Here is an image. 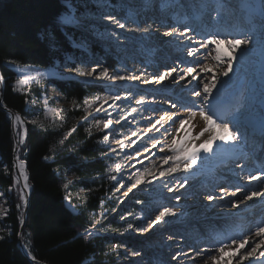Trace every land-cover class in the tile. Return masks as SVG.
<instances>
[{
	"label": "rangeland",
	"instance_id": "obj_1",
	"mask_svg": "<svg viewBox=\"0 0 264 264\" xmlns=\"http://www.w3.org/2000/svg\"><path fill=\"white\" fill-rule=\"evenodd\" d=\"M204 1L205 0H187L188 4H192L194 2L196 5H200L199 8L192 7L189 10L188 13H191V16L187 13L183 15L186 10L185 8H176L174 6L171 10L169 9L166 12V16H160L156 14L158 11H151L149 9H145L147 11L144 9L142 10V4L139 0H131V2L130 0H82L72 2V10L77 15L87 17L88 21H90V23L85 27L72 28L76 31V37L74 38L69 36V38L71 46L75 49V52L64 53L60 60H56L54 64L47 67L23 65L12 60L7 61L8 66L12 69L15 68L14 71L16 74V80L13 82L15 89L27 91L29 85L34 83L40 90L38 97L31 96L28 100L30 111L34 114L30 119L31 121L35 120L39 125L67 127L76 121L74 118H69V111L81 109L83 116L79 120L84 121L86 123V128L91 129L92 133L99 132L102 134V142L108 149L106 154L108 155L107 159L109 170L106 178L108 179L110 187H108L105 192V197L101 200L99 208L92 214V218L95 223V227H92V229L98 233L110 235L115 238L116 243L110 245V247L116 253L120 264H136L132 262V258L135 257L138 259L139 264H176L174 257H163L162 255H158L156 251V242L158 240L157 236L161 237L162 235H166L168 233L169 227L164 229L166 224L170 225L168 221L161 224V230L152 232L153 236L146 237V234H148L147 232L151 225V221L155 218L158 212L164 207L170 208L172 200L174 202L177 198H179L182 191L184 193L182 195L186 199L202 203L204 199H208L209 195H212L213 197L225 195V197L228 196L232 201L235 198L231 197L230 193L236 191L237 186L241 189H243L244 186H247V190H264L262 186H257L258 184H251L253 181L250 182L247 178L249 174L257 175L261 170H264V157L260 158L257 154V149L261 146V138L258 137L256 140V136H251V139H248L251 143L246 145L247 154H241V152H236L237 154H227L220 157L217 161L219 168L227 167V169L241 170V166H246L243 170V174L246 175V177H239V174L237 175V173L234 172H229V174L220 173L217 176L214 167H210L201 172L197 177L193 178L196 180L192 181V185L197 184L198 180L201 179L200 183L197 185L199 188H206V198L199 197L196 191L193 193L191 191L190 193L191 184H187L176 189L171 186V183L174 182L177 177H186L185 173L178 171L173 173L171 177H161L159 176V171L161 169L154 173L156 175V179H153L152 176H147V179L152 181L151 183L138 185L137 188L133 189L132 192H129L127 196L124 195V193L127 192L128 188L131 186L130 177L135 172L143 171L145 167L151 169L152 165L160 161V157L167 153L166 150L164 152L160 151L162 147H165L166 141L158 144L155 148H151V146H149L145 149L147 153L143 154V150L139 152L141 146L136 148V143L134 142V144L133 141L128 138V133L133 124V119L128 117V115L134 113L132 112L133 108L137 109L136 112H140V109L131 97L128 99H125V97L129 92L132 93V96L138 92L140 93L139 95L154 94L157 92V97L153 96L152 100L147 99L145 104H154L159 107L158 110L163 113L165 111H168L169 114L175 113L177 123L171 127V131L175 132V129L179 126V119L184 118L183 112H187L186 108L181 107L180 105L187 104L190 101H195L191 95V90L196 87V81H193L188 89L186 88V91L183 89L184 86L181 90L175 89L178 82H174V87L171 86V90L155 91L153 89H148L147 86L150 83L146 84L143 81L145 79L150 80L151 77L156 74L154 72H150L152 68H159V72L157 73H160L171 66H176V64L172 61L176 60L182 62L184 67H186L193 66L195 64V59L187 56L184 44H188V41H184V44L178 43V45L182 48H176L174 50L175 52H169V49H165L163 47L167 38L154 37L155 35H159L158 31H155L156 29H153L155 31L154 33L149 31L147 32L150 35L149 37L147 33L143 31L145 28L140 27L139 30H134L132 28L121 29L104 17L112 15L116 19L120 20V22H125L128 21V18L131 15V17L137 19L141 8L140 11H144L146 16L145 18L159 19L157 22H161V20L163 21L165 25L164 30H159V32L161 31L164 33L167 30H171L172 28L170 27L178 26L181 32H183L185 26H188L191 30L188 34L197 40L201 39L202 34L215 31H220L222 33L231 32L233 35L241 31L249 33L252 29V32H256L257 34L263 32V29L258 27L256 24L259 22V16H251V18L253 17V20L251 18L247 20L249 22L252 21L250 26L243 23L245 19L244 10L241 9L243 0H228V4L231 7H229L222 23L209 18L211 8L217 5L218 0ZM130 4H133L135 9H131ZM250 5L251 7H254L250 1H247L246 7L248 8ZM65 12L66 11H64L61 15ZM130 12H134L135 14L130 15ZM238 13L241 16H239ZM211 15L215 16V12H211ZM192 17H195L196 20H193ZM255 18L257 19L255 20ZM235 21H237V23ZM145 23L146 22L142 23V26L145 25ZM239 25L241 27H239ZM121 43L123 46H121ZM189 46L196 47V45ZM200 54L202 53L200 52ZM224 58L226 61L228 57L226 56ZM200 60L203 61V59ZM123 62L129 64L131 68L135 67L133 68L134 70L139 68L136 76H140L141 79L135 81L126 80L123 82L102 81L96 79L95 76H79L77 71L78 69L88 70L98 65L100 69L105 67L108 68L110 73L132 76L130 74V70L123 69ZM49 68H51L49 73L41 72L38 75L31 74L34 71L40 72ZM142 73L143 75H141ZM229 75L227 77V81L232 83H235L234 80H241L243 77L241 70L235 71L232 75L234 77L233 80H230ZM29 77L31 79H26ZM52 78L75 80L83 85H98L99 89H97L96 92L91 94V96L85 100L92 105L91 108H88L87 113L85 111V101L83 106L80 107V105L74 103L73 100L71 101L67 99L58 90L54 83L48 80ZM17 81H21V83L18 84ZM179 82H182V84L185 83V81ZM224 93L225 92L220 93V96L222 97ZM116 95H119L121 99L115 101L108 100L107 103L102 104L105 96ZM96 97H100L101 101L93 103ZM172 102L177 103V108H171ZM195 105L198 110L200 102L195 101ZM101 107V111H96L97 108ZM121 107H127L128 113L126 115L124 114V116L119 115V109ZM240 107L244 108V116H249L244 107V103H240L238 106L234 107L233 110L228 111L226 118L228 117L227 119H229V116L235 115L236 109ZM121 117H123V119ZM243 117L240 119V122ZM106 119L112 120L111 126L108 129L98 130L95 127L97 120ZM116 121H119V123H116ZM239 125L240 124H238V126ZM14 128L19 146L20 137L23 136L22 130L24 129V123L22 126L17 125V131L14 123ZM240 128L245 135V131H243L241 125ZM145 133L147 135H145V137H150L148 130H145ZM105 135L109 136L108 141H104L103 137ZM154 139H157V137H154ZM118 141H122L125 144L123 149L119 147V144L117 143ZM153 143H155V141ZM18 160L20 159H17V162ZM117 163H120L123 166L120 172L112 171ZM251 165H255L258 168L249 169ZM15 171L16 170H14V172ZM5 173L7 176H10V171L8 169L5 170ZM110 176H115L116 179L112 180L110 179ZM212 176L216 178L215 183H213V179H210ZM165 184H167L168 187H165ZM121 185H123V187H121ZM169 188H171L172 191H169ZM176 193L180 194L175 195ZM21 195L22 193L20 187L13 186V181L6 187L0 185V237L10 231L9 225L5 222V217L10 210V201L13 197L18 201V207L21 208V214H23L26 196H24V200H21ZM212 200L208 199L207 203ZM66 202L70 208H73V205L68 201V199H66ZM257 204L258 205L254 208V210L240 211L237 214L235 213L236 215L234 214V216L232 215L233 213H229L226 216L216 214L220 217H216L213 214H208L202 219L193 217V223L195 224L197 233L194 237L190 238V243L188 244L193 249L195 244H201L204 246L211 244L212 242L214 243L217 239H223L226 236L231 237L243 235L247 232H244L245 228H248L249 225H253L254 220H256V222L264 221V200L258 201ZM174 212L178 214V211ZM121 217H123V219H121ZM166 220L168 219L166 218ZM205 221H209L211 223H207ZM222 221L224 222L221 223ZM129 224L133 225V228L129 229ZM182 226L184 225H177V233L173 235L174 238H172V244H177L179 242L178 237L183 236ZM137 228L147 229V231H136ZM141 233L144 235H140ZM161 233L162 235H160ZM23 245L26 248L24 243ZM133 251L138 254L134 255V253H132ZM126 253H129L130 255H126ZM191 254L192 253H189L188 256ZM179 256L181 257V254ZM232 264H235V261H233ZM245 264H247V262H245Z\"/></svg>",
	"mask_w": 264,
	"mask_h": 264
},
{
	"label": "trees",
	"instance_id": "obj_2",
	"mask_svg": "<svg viewBox=\"0 0 264 264\" xmlns=\"http://www.w3.org/2000/svg\"><path fill=\"white\" fill-rule=\"evenodd\" d=\"M76 1L82 0H72ZM66 10L65 0H0V73L4 80L0 102V185L12 183L14 174V140L6 106L24 121L25 138L18 154L31 186L22 227L27 251L49 264H120L110 247L116 243L115 238L92 229V214L110 187L106 178L108 149L102 134H89L86 123L79 120L83 116L81 109L69 111V118L76 121L67 127L33 124L28 100L38 97L40 90L34 83L27 91L15 89L16 74L7 65L12 60L47 67L64 53L75 52L69 36L75 38L76 31L60 24ZM48 80L80 107L99 89L98 85H83L75 80ZM5 220L10 231L0 237V264H38L18 245L22 214L14 197ZM85 229L92 235H87Z\"/></svg>",
	"mask_w": 264,
	"mask_h": 264
},
{
	"label": "bare ground",
	"instance_id": "obj_3",
	"mask_svg": "<svg viewBox=\"0 0 264 264\" xmlns=\"http://www.w3.org/2000/svg\"><path fill=\"white\" fill-rule=\"evenodd\" d=\"M139 1H141L142 10L143 9L144 10L149 9L151 11H153V10L156 12L158 11V13H156V14H158L160 16L161 15L166 16L165 14L169 10V9L161 10L159 8V0H156L155 3H145L144 0H139ZM205 1H207V0H205ZM247 1H250L254 5V7H251V5H250V7L247 8L246 7ZM130 2H131V0H130ZM242 2H243V5H241V9L244 10V16H245L243 23L250 26L252 21L249 22L247 20L249 18H251V16H255V17L259 16L260 17L258 19L259 22H257L256 24L258 27H261V29H263V32L257 34L256 32H252L253 31V29H252L249 32V34L251 36H253V43L251 44L250 47H247V48L237 49L236 51H233L228 47L227 42H225L224 44H221L219 46V51L223 57H226V56L227 57H229V56L236 57V59L233 60V67L229 73L230 74L229 75L230 80L234 79V77L232 75L235 73V71L241 70L243 77L241 80H237V81L234 80L235 83H232L230 81H227L228 76L225 77L223 75H220V73L226 67V63L224 65H221L220 67H215L214 72L217 74L218 79H217V87L213 90V96L210 98L211 99L210 110H211V114H213L214 119H216L217 117L224 118V116H223L224 110L227 111V109L223 108L222 106L217 107L218 99L228 98V97H231L233 99H241V96L238 93L239 92L238 87L241 86V88L243 89V96H242L241 104L244 103V106H246L245 109L247 111V114H249V116H244L243 119L241 120V122L239 121V124L242 126L243 131H245V135L240 139V141H239V143L235 149L228 147L227 151H220L216 147V144L219 143V141H217L216 144L213 145V152L212 153L204 154L201 151L200 156L202 157V159L197 161V164L193 166V169H191L187 173H185L181 169V172L185 173L186 177H184V178L177 177V179L171 183V186L175 189L180 188L181 185L185 186L187 184H191L193 180H196V179H193L194 177H197L201 172H203L204 170H206L207 168H210V167H214V170H216L215 173L217 176L220 173L229 174V172H234V173H237V175L239 174V177H246V175L243 174L244 171H242V169L241 170L240 169L234 170V169H227V167L219 168V166L217 165L218 164L217 161L220 157L227 155V154H237L236 152H241V154H247L246 145H247V143H251V141H248V139L251 136H256L253 132H257V131L261 132L264 136V126H262L261 119H260V112L262 109H264V0H243ZM238 6H239V4H238ZM130 8L135 9V6L133 4H130ZM140 10H141V8H140ZM140 10H139V16L137 19L131 17L132 16L131 14H135V13L130 12L131 16L128 18V21H125V22L122 21L121 22V23L125 24V28H132L134 30H139V28L142 27V28H148L149 32H152V33H154L155 31H158L159 35H155L154 37H156V38H158V37L167 38V41H166L167 43L165 42L163 44V47L165 49H169L170 50L169 52H173L176 48H178V49L182 48L181 46L178 45V42H177L175 37H168V36L164 35L165 32H168L171 30H167L164 33H162L161 31L159 32V30H164L165 25H164L162 20H161V22H157L159 19L157 20L156 18L155 19L145 18L146 16L144 14V11H140ZM147 10H145V11H147ZM229 14H230V12H229ZM238 15H239V13H238ZM239 16H241V15H239ZM256 19L257 18H255V20ZM155 20L157 23L155 22ZM144 22H146V23H145V25L142 26V23H144ZM235 22L237 23V21H235ZM175 23H177V22H175ZM253 23H255V22H253ZM239 27H241V26L239 25ZM170 28H172V27H170ZM177 28H179V26ZM153 29H156V30L154 31ZM245 29H247V28H245ZM143 31H144V29H143ZM145 33H147V32H145ZM147 35L150 37V35L148 33H147ZM174 40H176V41H174ZM121 46H123L122 43H121ZM201 53L202 54H200L198 57L199 59L204 58L205 50L201 49ZM192 58H194V57H192ZM194 59H196V58H194ZM125 62H123L124 63L123 69L130 70L131 75H137V71H139V68H136L134 70L133 68H135V67L131 68V66ZM172 62L176 65H179L180 67H184V64L182 62H179L176 60L172 61ZM204 62L209 63L210 65H214V63H215L214 61H211V60L204 61ZM50 69L51 68L44 69L43 71H40V72L34 71L31 74L32 75H38L41 72L49 73ZM150 72L151 73L152 72L157 73V72H159V68H152L150 70ZM212 75H213V73H211V72H210V74L209 73H204V74L201 73V76L203 77L204 82L210 81ZM245 82H246V85H245ZM171 86L174 87V82L171 79H169V80H166L163 83L157 84V85H155L154 83H150V84H148L147 88L151 89V90L153 89L155 91H158V90L166 91V90H171ZM176 86L177 87H175V89H180V90L184 86L183 89L186 91V88L188 89V87L190 85H186L185 83L182 84V82L181 83L178 82V85H176ZM222 92H225V93L221 97L220 93H222ZM139 94H140L139 92L136 93L135 95L133 94L134 96H131V99L136 102V100L142 96L144 97L145 101H147V99L152 100L153 96L157 97L156 96L157 92H155L154 94H143V95H139ZM233 94H235L234 97L232 96ZM193 98L195 101L200 102V100L198 98H196L194 96H193ZM136 105L140 109V112H134V113H131L128 115V117H131L133 119L132 128L128 133V138L131 141L136 143V144L134 143L136 145V148H139L141 146L139 149V152L143 150L144 151L143 154L147 153L145 151V149L148 148L149 146H151V148H155V147H153L154 141H155V143L157 141H159V143H157L156 146L158 144L164 142V141H166L165 145H167V144H170L172 142L173 137H176L177 142H178L177 147H183L185 145H192L193 143H195V145L198 146L201 143V141L207 136V134H205V137H201L200 140L193 141V139H192L193 137H195L197 135V133L203 127V122L201 121L199 115H197L196 118L193 120H186L185 125L181 128L179 133H177L176 131L175 132L171 131V127H172L171 123H162L163 121L161 123L164 126L160 127V125H156V128L160 129L159 131H156V128H153L152 125L164 113L160 112L158 110L159 107H157L154 104L147 103L144 105H138V104H136ZM153 109H155V111H153ZM221 109H223V110L221 111ZM127 113H128L127 107H121L119 109V115L124 116V114L126 115ZM183 114H184V118H186L188 116V112H183ZM229 117H230L229 119L232 118V116H229ZM242 121H244V122H242ZM15 126H16V131H17V124H15ZM178 127H180V125ZM165 128L168 129L167 133H165V131H164ZM149 129H151V131H149ZM145 130H148V132L150 133V137H145V135H146ZM133 132L136 133L135 136L132 135ZM154 137H157V139H154ZM20 147H21V144H19L18 149L16 151V153H17L16 154L17 155L16 164H15L16 171L14 172L12 179H13V186H15V187L19 186L22 195L26 196L27 193L29 192V187L28 188L23 187L25 181H24L23 175H21V171H20V167H19L21 160H18V162H17V159H19L18 151H19ZM165 150L167 152L166 148H165ZM194 150L195 149H193L191 147L189 149L190 152L194 151ZM168 154H171V153H168ZM168 166L169 165H163V167H168ZM235 167H237V166H235ZM256 168H258V167L255 165H251V167L249 169H256ZM159 169H161V161L154 163L151 167L152 173H155ZM130 170H132V169H130ZM23 172H24V174H26L25 166H24ZM234 173H233V175H234ZM185 179L187 181L186 183H185ZM210 179H213V183L216 182V178H214L213 176L210 177ZM200 181H201V179L198 180V183H200ZM232 183H235V182H232ZM197 184H194V185L191 184L192 186L189 185L190 186V193H191V191H192V193L196 191L198 193L199 197L206 198L207 197L205 194V192H207L206 188H202V187L199 188ZM251 184H253V185L258 184L257 186H259V187L262 186L264 188V185H262L260 182H257V181H253V182H251ZM10 190H11V188H10ZM243 190H245V186L243 187L241 192L237 193V197L242 198V196L244 194ZM179 194L180 193H176L175 195H179ZM182 194H184L183 191L181 192V196L179 198H177L174 202L172 200V203H170V206H171L170 208L173 209L174 211H178V214L175 217L167 218L168 219L167 221L170 225L166 224L164 229L169 227L168 233L166 235L165 234L162 235V233H161L160 235H162V236L161 237L157 236L158 240L156 242V246H157L156 251H157L158 255H162L163 257H171V258L175 257L176 264H204V260L207 258V254H208L207 250L209 248H212L215 246V244L212 242L211 244L204 245L205 247L201 244H195L193 249H192V247H190V245L188 244V243H190L189 240H190V238L194 237L197 233L195 224L193 223V217H198V218L202 219L208 214L209 215L213 214L216 217H220V216H226L229 213H233L232 215L234 216L235 213L237 214L240 211L242 212V211H246V210H248V211L254 210V208L257 207V205H258L257 202L264 200V198H257V199L254 198L252 201H247L244 204H240V206L238 208H233V207H231V200L229 199L228 196H226L225 200H223V201L219 200V196H216V197H214V199L211 202L207 203L208 199L206 198L202 201V203H198L199 201L196 202V201L191 200V199H186ZM237 197H234V198L237 199ZM216 214H221V215L217 216ZM205 222L211 223L209 221H205ZM223 222L224 221H222L221 223H223ZM255 222H256V220H254L253 221L254 224L259 223V222H256V223ZM161 224L162 223L156 225L155 227H149V230L147 232L148 234H146V237L153 236L152 232H157V231L161 230V228H162ZM254 224L251 226H254ZM177 225H184V226H182L183 236L178 237L179 242L177 244H175V243L172 244V238H174L173 235L175 233H177V229H176ZM249 227H250V225H249ZM248 228H245L244 232L248 231ZM140 235H144V234L141 233ZM169 237H171V239H169ZM200 246H202V247H200ZM198 251L200 253L199 255L197 254ZM132 253H134V251ZM135 253H137V252H135ZM189 253H192V254L188 256ZM178 254L179 255L181 254V257ZM126 255H130V254L126 253ZM176 255H178V256H176ZM132 262L139 264V261L136 257L132 258ZM209 264H210V262H209Z\"/></svg>",
	"mask_w": 264,
	"mask_h": 264
},
{
	"label": "snow or ice",
	"instance_id": "obj_4",
	"mask_svg": "<svg viewBox=\"0 0 264 264\" xmlns=\"http://www.w3.org/2000/svg\"><path fill=\"white\" fill-rule=\"evenodd\" d=\"M145 3H155L156 0H144ZM66 12L60 17V24L65 28H79L87 26L90 21H88L87 17L77 15L72 10V0H65ZM173 6L176 8H185L186 10H190L192 7L199 8L200 5H196L194 2L192 4H188L187 0H159V7L161 10L164 9H172ZM229 7L228 0H218L216 6L212 7L209 13V18L211 20L222 23L225 19V16L228 12ZM211 12H215V16L211 15ZM109 20L111 23L117 25V27L123 29L125 28V24L121 23L120 20L116 19L112 15H108L104 17ZM145 32H148L149 29L145 28ZM191 30L188 26H185L184 31L181 32L179 28L172 27L171 31L165 32L164 35L168 37H176L177 42L180 44H184V41H188V44H184L186 49L187 56L194 57L195 64L193 66L180 67L179 65L171 66L167 68L165 71L154 74L151 79H145L144 83H154L161 84L166 80L171 79L173 82L185 81L186 85H191L193 81H196V87L191 90V95L198 98L200 100V107L198 110L196 109L195 101H190L187 104H181V107H185L188 116L186 118L179 119L180 127H177L175 131L177 133L180 132L181 128L185 125L186 120H193L199 115L201 121L203 122V127L197 133L195 137H193V141L200 140L201 137L207 136L201 141V143L196 146L195 143L192 145H185L183 147H177V139L176 137L172 138V142L170 144L165 145L167 149V153H171L168 155L167 153L160 157L161 161V170L159 171V176L171 177L173 173L181 171V169L187 173L193 166L197 164V161L202 159L200 156L201 151L204 154H210L213 152V145L216 144V147L220 151H227L228 147L235 149L240 141V139L244 136V133L241 131L240 126H238L240 119L244 116V108L240 107L236 109V114L232 116L231 119L217 117L213 118V114H211L210 105H211V97L213 96V90L217 87V74L214 72L215 67H220L226 63V67L220 73L227 77L232 70L233 60L236 57L229 56L225 61V58L221 55L219 51V46L227 42V45L233 51L237 49H243L250 47L253 43V36H251L248 32H239L233 35L231 32L222 33L220 31L204 33L201 35V39L197 40L193 36L188 33ZM189 45H196V47H192ZM201 49L205 50L203 61H201L198 57L201 52ZM214 61V65H210L204 61ZM198 66V67H197ZM99 69V70H98ZM79 76L83 77H93L102 81H126V80H139L140 76L132 75L125 76L118 73H110L108 68L100 69L97 65L96 67H92L88 70L78 69ZM213 73L211 80L208 82H204L201 73ZM143 75V73L141 74ZM0 79H3L0 77ZM26 79H31L26 78ZM18 84L21 81H17ZM132 96V93L129 92L125 99H128ZM121 97L119 95L116 96H105L103 98L102 104L107 103L108 100H119ZM101 101L100 97H96L93 103ZM75 103V102H74ZM136 104L144 105L145 99L144 97H140L136 100ZM85 111L87 113L88 108H91L92 105L85 101ZM177 103L172 102L171 108H177ZM246 107V106H244ZM101 108H97L96 111H101ZM137 109L133 108L132 112H136ZM155 111V109H153ZM110 115V114H108ZM86 118V117H85ZM123 119V117H121ZM14 123L17 125H23L24 121L19 114H15ZM261 124L264 126V109L260 112ZM170 122L171 125H175L177 123L176 114H169L168 111H165L163 115L159 117L158 120L152 125L153 128H156V125H160L163 127L164 125L161 122ZM219 121V122H218ZM33 124L37 123V121L33 120ZM119 123V121H116ZM112 124L111 119L106 120H97L95 127L98 130L108 129ZM231 124V127H230ZM159 128H156V131H159ZM89 134H91V129H88ZM151 131V129H149ZM165 133L168 132V129H164ZM133 136L136 135L135 132L132 133ZM104 141H108L109 136L105 135L103 137ZM19 143H24L23 136L20 137ZM119 147L123 149L125 144L122 141L117 142ZM134 143V142H133ZM159 143L157 141L153 144V147H156V144ZM261 144L264 146V136L261 137ZM227 146V147H226ZM165 147L160 149L161 152L165 151ZM193 148L194 151H189V149ZM262 154H264V149H262ZM163 165H169L168 167H163ZM20 171L21 175L24 178V188H28L29 185L27 183L28 176L24 174V162L20 161ZM122 165L120 163L115 164L114 169L112 171L120 172L122 169ZM244 167L241 166L242 171ZM147 176H152L153 179H156V175L152 173L151 169L145 167L143 171L135 172L131 177V186L128 188L127 192L124 193L125 196L128 195L129 192H132L133 189L137 188L138 185L143 183H151V180L147 179ZM110 179L115 180V176H110ZM248 180L260 182L264 185V170H261L257 175L249 174ZM185 179V183H186ZM168 187L167 184L164 185ZM123 187V185H121ZM183 187V185H181ZM172 191L171 188L168 189ZM242 189L237 186L236 191L230 193L231 197H237V193L241 192ZM244 194L242 198L237 197V199H233L231 201V207L238 208L240 204H244L247 201H252L254 198H264V191L260 190H247V186H245V190H243ZM21 200H24V196L21 195ZM209 200L214 199L212 195L208 196ZM219 200H225V195H221ZM177 214L169 207H164L162 210L158 212L155 218L151 221L150 227H155L160 223H166V218L175 217ZM123 219V217H121ZM98 223V221H97ZM95 227V225H93ZM128 228H133V225L129 224ZM136 231H147V229H139ZM85 233L89 236L92 235L91 231L85 229ZM171 239V237H169ZM215 246L209 248L207 250V258L204 260V264H232L235 261V264H264V221L254 224V226H250L248 231L243 235H236L231 237H224L223 239H217L214 242ZM243 250V251H242ZM138 253H134L137 255ZM199 255V251L197 252ZM31 255V253H29ZM179 255V254H178ZM175 258V257H174ZM35 260V257H32Z\"/></svg>",
	"mask_w": 264,
	"mask_h": 264
},
{
	"label": "water",
	"instance_id": "obj_5",
	"mask_svg": "<svg viewBox=\"0 0 264 264\" xmlns=\"http://www.w3.org/2000/svg\"><path fill=\"white\" fill-rule=\"evenodd\" d=\"M13 70H15V68H13ZM0 77H2L1 73H0ZM3 78V77H2ZM3 85H4V80L3 79H0V102H2V89H3ZM4 109L7 111V115L8 117L10 118L11 120V128H12V133H13V140H14V145H13V170H16V151L18 149V140L15 136V128H14V111L9 109L8 107L4 106ZM22 133H23V138L25 137V131L24 129L22 130ZM25 166V164H24ZM30 189H31V186L29 185V192L27 193L26 195V198H25V203H24V207H23V214H22V222H21V226H20V229H19V232H18V245L20 246L21 250L24 252V254L31 260L32 259V255H29V252L27 251V249L25 248V246L23 245V242H22V227H23V223H24V220H25V217H26V211H27V207L29 205V193H30ZM33 261H36L37 263H42V264H49L47 262H44V261H41V260H38V259H35Z\"/></svg>",
	"mask_w": 264,
	"mask_h": 264
}]
</instances>
